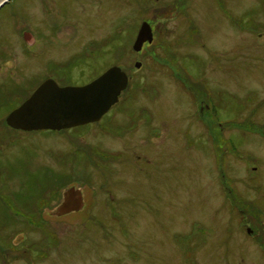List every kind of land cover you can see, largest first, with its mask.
Wrapping results in <instances>:
<instances>
[{"label":"rangeland","instance_id":"rangeland-1","mask_svg":"<svg viewBox=\"0 0 264 264\" xmlns=\"http://www.w3.org/2000/svg\"><path fill=\"white\" fill-rule=\"evenodd\" d=\"M15 1L9 0L0 8V30L5 26L0 31V47L6 51L0 59V89L13 69L7 38L12 31L8 20ZM156 7L135 3L111 6L105 26L113 35L107 60L122 65L132 78L124 92L125 100L100 122L64 131L14 129L6 117L21 103L22 96L0 97V264H16L6 260L13 238L21 244L20 249L29 247L27 234L21 241L17 233L28 231L32 238L40 237L29 225L35 216L32 204L42 199V173L49 166L55 168L59 158L70 171L73 165L79 166L81 177L75 185L86 195H94L100 187L110 189L112 179L94 181L87 177L89 173L100 175V169L106 173L112 169L93 167L102 162L90 155L87 144L99 140L108 148L122 150L123 140L113 137L125 131L121 119L136 118L141 95L159 100L162 130L169 128L172 134H163L156 144L160 151L157 159L151 153L145 154L149 159L127 154L136 165V173L132 179L127 171L118 180L121 195L128 186L122 199L110 202L118 208L109 213L76 212L60 219L45 214L54 222L50 229L60 232L64 241L49 264H133L137 261L132 256L135 253L121 249L122 238L136 240L133 243L143 254V264H198L186 236L197 223L209 230L198 238L222 245L221 264H251L244 247L251 242L249 221L242 211L232 208L228 194L229 190L239 194L242 206L254 199L264 208V0H219V4L191 0L176 19L167 20L159 30L154 28L153 43L137 52L133 48L137 32L145 21L153 25ZM102 33L99 29L96 36ZM98 58L106 60L104 53ZM137 61L142 63L140 68L135 65ZM49 72L59 84L83 81L76 74L69 79L61 78L65 72ZM204 86L209 96L204 130L195 137L203 126L194 92L205 98L201 91ZM127 127L136 129L135 125ZM185 131L192 134L193 144H187ZM113 164L120 178L124 163ZM233 242L245 260L228 257ZM49 252L37 250L34 254L40 257ZM206 264L220 262L208 257Z\"/></svg>","mask_w":264,"mask_h":264},{"label":"flooded vegetation","instance_id":"flooded-vegetation-1","mask_svg":"<svg viewBox=\"0 0 264 264\" xmlns=\"http://www.w3.org/2000/svg\"><path fill=\"white\" fill-rule=\"evenodd\" d=\"M190 1L191 0L15 1L14 9L8 20L12 31L10 37L8 35L7 38L9 43V58L13 64V69L6 75L7 78L5 79L7 81L4 85H1L0 97L21 94L22 103L46 79L54 78L58 82L57 77L50 74V70L65 72L61 78L68 77L69 79H73V74H76V76L83 78V81L75 84L65 83L60 85L79 86L93 81L111 66L119 65L118 63L113 64L107 60V57L112 53L113 35L111 30L110 32H106L105 26L107 21L109 22L111 6L114 3H123L124 5L135 3L142 6H157L155 19L152 25L154 32V28L158 29L160 25L167 23V20L176 19V17L183 12L182 7L187 4L189 5ZM214 1L219 4V0ZM3 27L5 26L2 25L1 30ZM99 29L103 31L100 37L96 36V32ZM189 30L194 32L192 27ZM148 43L149 42H146L145 44ZM102 46H104V50L100 51ZM94 49L97 51L95 52ZM5 52L4 48L0 47V59H4V55H6ZM103 53L106 57L105 61H101L98 58L99 55ZM120 54H122L121 51ZM119 66L124 69L122 65ZM96 68L101 69V71L96 72ZM37 71L41 72L37 74ZM131 78L130 76V81ZM36 83V88L32 89V85ZM201 91L203 95H205L203 99L202 97L199 98L193 91L196 97L194 101L196 103L197 113L199 114L198 120L203 126L201 127V131L195 134V137L203 133L205 124L204 119L207 113L206 107H208L209 96L207 86L202 87ZM124 92L120 95L119 101L112 107L121 104L125 100ZM158 102V99H152L148 95H141L136 104V118H128L127 121L121 119L119 121L125 128V131L123 134L114 136L113 138H121L123 140L122 150L108 148L99 140L87 144L90 155L92 157L97 156L102 162L100 164H93V167H98L100 169L101 166H111L113 169H111L110 173H106L100 169L102 171L100 175L89 173L87 177L92 178L94 181L96 179H100V181L112 179L113 184L110 185V189L107 187H102L103 189L101 187L99 188V182L97 184L99 191L95 190L94 195L91 196L86 195L82 187L75 185V181H78V178L81 177L79 166L73 165V171H70L60 164V158L55 168L53 166L46 168L45 172L41 175V182L44 183V190L40 196L42 199L41 201L37 199L33 201L32 211L35 212V216L32 220H29V225H33L31 231L39 232L40 237L32 238L31 235H28V231L25 233H17L16 235L19 234L18 238H21V241L25 234H27V237H25L31 240L29 247L24 250L20 249L21 244L19 245L16 243V240L14 241L15 238H13L11 247L6 252V257L8 258H6V260H9V262L15 261L16 264L50 263L49 259L56 250L63 245L64 241H62L60 237V232L54 229L52 230V228L50 229V226L53 225L54 222L46 218V213H49L53 218L60 219L76 212L109 213L118 208L115 205H111L110 202L112 200L122 199L128 187L124 185L125 190L121 195L120 192L117 191L118 187H120L118 180L126 176L127 171L132 179L133 175L136 173V165L130 158H127V154H136V159L143 158L142 156L149 159L145 154L151 153L157 159L160 151L156 144L159 145L163 134H172L169 132V128L165 130L166 132L164 131L165 133L162 130ZM20 104L14 108L18 107ZM109 111L99 121L90 123L100 122ZM127 124L135 125L136 129L128 128ZM64 130L66 129L60 131ZM96 134H98V136H104L100 131H96ZM185 136L189 139L187 144H193L192 134L185 131ZM170 138L173 140V137L170 136ZM164 140H167L165 136ZM57 151L60 155V149ZM120 160L124 163V167L121 170L122 175L119 178L116 174L117 168L113 163ZM84 182H88V180ZM72 187L82 190L81 203H78L75 198L65 197V191ZM48 188L53 189L49 191ZM229 193L230 195L228 194V198L231 201L232 208H238L242 211L246 216V220L249 221L247 232L249 233L251 242L244 246L248 250L246 254L247 260L251 264H264V208L259 206L254 199L244 201L247 203L242 206V200L240 199L242 197L235 191L229 190ZM106 195H110L111 199L107 198ZM208 231V228L201 223H197L192 227L191 231L186 234L188 243L198 264H203V262L206 264L208 257L210 259H216L221 264L224 258V254H222L220 249L222 245L215 242H208L202 237H197L199 234L201 236L206 235ZM51 238L55 239L53 243L50 242ZM133 242H136V240L122 238L120 244L121 249H127L130 250V253H135L132 256L137 259V261L133 264H143V254L138 249V245ZM138 244L141 246L139 242ZM112 247L113 244L109 247V254L107 253L109 257L112 256ZM18 249L24 252L18 255L15 254L14 252ZM37 250H42L44 252L49 250L50 252L39 257L34 254ZM228 255L229 258L233 257L234 260L239 256L241 257L240 248L238 245H235L234 242L232 243V251H230ZM241 258L244 260L246 259L244 256Z\"/></svg>","mask_w":264,"mask_h":264},{"label":"water","instance_id":"water-1","mask_svg":"<svg viewBox=\"0 0 264 264\" xmlns=\"http://www.w3.org/2000/svg\"><path fill=\"white\" fill-rule=\"evenodd\" d=\"M9 0H0V8ZM152 25L142 23L133 48L139 52L146 42L152 43ZM140 68L142 63L136 62ZM130 85V76L119 65H113L85 85L61 86L54 78L42 82L31 95L6 117L7 124L24 131L63 130L99 121ZM65 197L81 203L82 190L65 191Z\"/></svg>","mask_w":264,"mask_h":264}]
</instances>
